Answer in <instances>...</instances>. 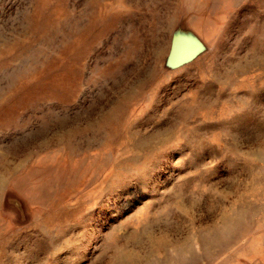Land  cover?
<instances>
[{
    "label": "rangeland",
    "instance_id": "rangeland-1",
    "mask_svg": "<svg viewBox=\"0 0 264 264\" xmlns=\"http://www.w3.org/2000/svg\"><path fill=\"white\" fill-rule=\"evenodd\" d=\"M0 264H264V0H0Z\"/></svg>",
    "mask_w": 264,
    "mask_h": 264
},
{
    "label": "water",
    "instance_id": "water-1",
    "mask_svg": "<svg viewBox=\"0 0 264 264\" xmlns=\"http://www.w3.org/2000/svg\"><path fill=\"white\" fill-rule=\"evenodd\" d=\"M175 44H178V43H175ZM182 44H184V41H182ZM186 44V43H185Z\"/></svg>",
    "mask_w": 264,
    "mask_h": 264
}]
</instances>
